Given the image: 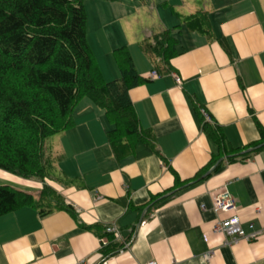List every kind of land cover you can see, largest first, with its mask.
I'll return each mask as SVG.
<instances>
[{"label": "crops", "instance_id": "1", "mask_svg": "<svg viewBox=\"0 0 264 264\" xmlns=\"http://www.w3.org/2000/svg\"><path fill=\"white\" fill-rule=\"evenodd\" d=\"M198 13L206 18V32L188 28L187 17L176 24L177 55L168 68L140 47L137 62L129 54L143 82L128 95L153 147L138 143L116 161L106 140L112 126L90 100L82 101L86 108L75 114L74 126L46 140L52 176L23 180L0 171V185L55 208L40 215L26 206L0 216V264H264V147L245 159H216L218 148L203 133L199 113L205 109L232 149L260 139L264 0H211ZM163 19L160 32L145 33L147 42L170 32ZM100 71L104 81L118 79V68ZM152 72L156 79L147 78ZM43 185L52 194L41 199ZM222 189L255 239L231 242L210 232L231 214L212 209ZM160 195L163 201L153 205ZM110 226L117 239L104 233Z\"/></svg>", "mask_w": 264, "mask_h": 264}, {"label": "trees", "instance_id": "2", "mask_svg": "<svg viewBox=\"0 0 264 264\" xmlns=\"http://www.w3.org/2000/svg\"><path fill=\"white\" fill-rule=\"evenodd\" d=\"M205 19L198 13L184 23L205 33ZM85 22L83 0H0V171L44 180L51 168L44 143L74 126L73 112L83 99L102 110L112 126L106 140L116 161L138 143L153 147L152 137L139 128L128 95L143 80L126 47L112 52L119 78L104 81L86 40ZM151 40L142 42V52L168 68L169 59L177 55L176 40L167 30ZM202 130L218 148L216 159H245L264 147V131L240 151L224 145L218 127L204 123ZM249 148L251 152H242ZM50 192L42 189L39 196ZM26 206H35L40 215L55 209L41 208L31 194L0 185V216Z\"/></svg>", "mask_w": 264, "mask_h": 264}, {"label": "rangeland", "instance_id": "3", "mask_svg": "<svg viewBox=\"0 0 264 264\" xmlns=\"http://www.w3.org/2000/svg\"><path fill=\"white\" fill-rule=\"evenodd\" d=\"M209 2L211 0H83L86 16V40L99 71H104V68H107L110 72V67L117 69L112 52L122 47H126L128 53L137 62L139 47L146 38L145 33L148 31L153 33L156 29L159 30V19L162 20L164 16L167 17L163 20L167 21L171 35L173 30H176L174 26H177L176 24L186 17L195 15L201 10H208ZM155 7L156 9H154ZM157 8L160 9L159 12ZM163 10L166 11L165 14ZM176 15L179 18L175 21ZM82 101L85 103L89 100L83 99ZM80 103L74 109L73 117L75 114L78 115L81 109L86 108ZM95 110L97 111V108ZM98 111H100V115L104 114L102 110L99 109ZM103 117L107 123L104 115ZM58 136L49 137L48 143L55 141ZM46 147L45 141L43 146L45 155ZM45 159L48 160L47 156ZM48 174L52 176L54 173L49 170ZM42 189L48 190L44 185ZM51 194L50 192L48 196Z\"/></svg>", "mask_w": 264, "mask_h": 264}, {"label": "built area", "instance_id": "4", "mask_svg": "<svg viewBox=\"0 0 264 264\" xmlns=\"http://www.w3.org/2000/svg\"><path fill=\"white\" fill-rule=\"evenodd\" d=\"M158 76L155 72L150 73L148 75V79H156ZM175 82L177 84L180 83L179 79H175ZM200 116L203 119V122L206 124H212V120L210 119L208 113L205 111V109H199ZM212 209L215 212H223V213H231L228 218L217 221L210 229V232L212 234H219L222 235L224 238L230 240L231 242H236L238 240H253L256 238L255 234H247L243 230L239 218L234 214L236 204L234 199L228 194V192L225 189H222L217 194L213 195L211 199ZM201 209H203V206H200ZM104 233L113 235L114 238L119 237L118 231L113 227H105ZM105 239H102L101 241L104 243ZM205 241V238H204ZM145 264H157L155 261H149Z\"/></svg>", "mask_w": 264, "mask_h": 264}]
</instances>
